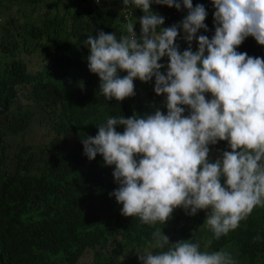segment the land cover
Listing matches in <instances>:
<instances>
[{
  "label": "clouds",
  "instance_id": "9594fccd",
  "mask_svg": "<svg viewBox=\"0 0 264 264\" xmlns=\"http://www.w3.org/2000/svg\"><path fill=\"white\" fill-rule=\"evenodd\" d=\"M121 2L126 10L144 13L140 35L134 31L135 21L119 37L103 31L88 36L83 42L90 52L88 69L99 77V91L108 101L134 96L137 79L148 83L155 78L154 92L166 96L167 114L153 105L126 113V118H107L96 127L97 135L90 134L94 137H86L85 131L78 138L73 130L59 137L77 145L84 160L85 155L90 161L100 155L105 166H114L107 172L105 192L114 206L98 213L110 245L118 243L127 228L136 227L142 229L143 241L132 247L141 264H237L236 248L214 246L211 251L210 240L201 250L199 242L186 241L185 236L170 237L168 220L174 209L181 208L201 224L206 210L204 226L216 241L236 230L255 208L264 207V58L236 51L248 37L264 46V0H211L215 9L211 39L197 37L201 29L208 31L203 4ZM154 3L177 11L183 7L188 14L179 24L163 26L165 18L151 11ZM184 40L188 48L181 53ZM162 58H168L167 70L159 63ZM119 72L127 74L121 78ZM43 116L41 112L34 119L48 126ZM117 126H123L122 133ZM41 130L46 132L29 143L48 149L54 132ZM221 141L229 148L209 162V146ZM130 223L134 224L128 227ZM259 240L257 234L253 242ZM105 249H95L93 255L90 250L87 261H81L82 254L77 264H92L94 255Z\"/></svg>",
  "mask_w": 264,
  "mask_h": 264
},
{
  "label": "trees",
  "instance_id": "16d2710c",
  "mask_svg": "<svg viewBox=\"0 0 264 264\" xmlns=\"http://www.w3.org/2000/svg\"><path fill=\"white\" fill-rule=\"evenodd\" d=\"M0 1L8 3L0 15V264H77L82 254L91 250L93 255L100 247L108 249L96 253L92 264H141L132 246L143 241L142 229L127 228L123 238L110 245L100 225L98 213L114 206L105 194L107 172H113L114 166H105L100 155L92 161L85 155L84 160L77 145L59 136L73 130L78 138L85 131L86 137H94L90 134L97 135L96 127L107 118H126V113L153 105L167 114L166 96L154 92L155 78L148 83L137 79L134 96L108 101L99 91V77L88 69L90 52L83 43L88 36L103 31L119 37L129 22L136 21L134 31L139 37L144 13L126 10L121 0ZM60 1L63 12L58 10ZM192 3L193 7L204 5V23L211 28L197 32V37L211 39L215 34L211 0ZM28 8L30 14L25 13ZM151 11L163 16L167 27L179 24L188 14L183 7L177 11L155 3ZM191 47L198 48L196 38ZM187 48L184 40L179 51ZM236 51L264 58V46L252 37ZM31 57L36 66L30 64ZM159 63L167 70L168 58ZM126 74L118 73L121 78ZM18 93L23 100L17 101ZM41 112L49 124L42 127L54 132L48 149L25 142L26 130ZM123 130V126L116 128ZM209 148L208 160L215 162L229 147L221 141ZM207 215L204 210L199 224L184 209H174L168 235L199 242L201 250L210 240L211 251L214 246L236 248L237 264H264V207L255 208L236 230L216 241L204 226ZM257 234L260 240L254 243Z\"/></svg>",
  "mask_w": 264,
  "mask_h": 264
},
{
  "label": "rangeland",
  "instance_id": "374dc122",
  "mask_svg": "<svg viewBox=\"0 0 264 264\" xmlns=\"http://www.w3.org/2000/svg\"><path fill=\"white\" fill-rule=\"evenodd\" d=\"M62 1H64V0H62ZM62 1H60L58 4V10L60 12H63ZM7 5H8V3H4V1H0V15L1 16L4 15V11H5V8ZM67 6H69V4ZM25 13L30 14L29 8L25 11ZM31 17H34V13L32 14ZM207 28H208V30L211 29L210 26H207ZM202 30L203 29H201V31ZM30 64L33 66H36L35 59L33 57L30 58ZM21 100H23V96L20 93H18L17 94V101H21ZM41 127L42 126H40L38 124V117H37L36 119H34L33 123L30 124L29 129L26 133V139L28 142L35 139L38 136V133H45L46 132L45 130H41ZM89 257H90V254L87 253L82 257L81 261H87L89 259Z\"/></svg>",
  "mask_w": 264,
  "mask_h": 264
}]
</instances>
